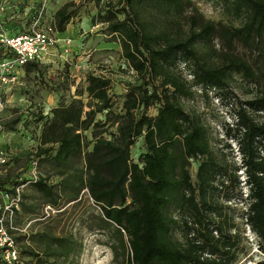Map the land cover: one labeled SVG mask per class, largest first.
<instances>
[{"label": "trees", "instance_id": "obj_1", "mask_svg": "<svg viewBox=\"0 0 264 264\" xmlns=\"http://www.w3.org/2000/svg\"><path fill=\"white\" fill-rule=\"evenodd\" d=\"M93 2L97 8L92 21L101 22L102 31L117 41L120 55L134 70L136 79L126 83L118 110L113 108L109 77L91 71L85 73L83 86H74L79 97L50 107L49 115L36 133L34 155L57 180L47 182L46 174L30 182L43 202L41 207L49 203L58 209L63 203L79 200L84 193L99 210L94 215L93 227L89 228H111L115 237L112 246L122 254L123 264H233L238 234L229 231L234 226L232 221L226 217L205 219L199 206L217 214L220 206L204 197L199 203L194 200L195 189L202 196L207 189H218L220 185L214 183L216 176L225 173L227 167L213 158L208 127L186 112L179 98L191 97L192 86H199L200 93L205 95L208 88H226L229 76L236 73L246 81L259 84L258 92L241 104L264 114L262 54L259 63L253 65L236 56L218 65H208L199 60L197 48L198 44L211 42L218 27L226 40L236 38L243 44L254 45L259 40L264 44V0H231L232 11L240 17L237 25L214 23L195 11L189 15L187 33L169 38L162 29H153L145 14L155 9L178 16L183 7L181 0H106L101 5L98 0ZM183 2L190 4V0ZM78 7L79 2L66 0L54 10L53 24L57 31L64 29ZM179 64L188 67L189 78L181 75ZM39 66L28 61L22 69L26 73L37 72ZM83 92L85 100L80 97ZM151 105H155V112L148 114ZM98 112L103 113L102 119L95 118ZM224 133L237 143L239 161L233 172L240 169L246 185L241 217L261 249L264 247V151L255 160L253 154L258 151L253 141L257 139L260 146L264 143V126L235 118L225 124ZM139 135L144 150L132 160L129 146ZM190 158H199L195 184L188 170ZM3 182L7 181L1 179L0 184ZM234 182H239L237 173ZM184 205L197 213L195 227L184 219L185 232L182 240L177 241L171 234L177 221L170 211ZM21 208L36 213L30 203H21ZM53 226L36 229L27 237L32 243L19 249L24 264H53L54 260L63 261L80 250L78 238L70 231L56 233L51 229ZM23 237L15 236V239ZM256 263L264 264V259Z\"/></svg>", "mask_w": 264, "mask_h": 264}, {"label": "rangeland", "instance_id": "obj_2", "mask_svg": "<svg viewBox=\"0 0 264 264\" xmlns=\"http://www.w3.org/2000/svg\"><path fill=\"white\" fill-rule=\"evenodd\" d=\"M73 1L79 2L78 10L81 18L72 19V22L79 21L82 24L77 27V31L66 34L70 38L68 50L63 51L61 46L56 44L53 52L46 59V63L40 64L37 72L33 70L27 73L20 72L22 74L19 76V82L4 93L5 106L1 118L0 149L6 152V160L0 164V180L5 179L7 182L0 184V189H8L14 185L15 181L24 180L29 162L35 153L36 133L40 123L49 115L51 106L66 102L71 97H79L74 92V86L76 84L84 85L86 72L91 71L109 77V93L112 97L114 110H118L120 107L126 83L136 79L135 73L126 72L127 65L120 55L117 41L102 31V23L92 21L97 8L93 0ZM105 1L98 0L99 5ZM181 1L183 7L178 16L158 12L155 9H151L148 14H145L146 19L151 21L153 29L157 31L162 29L166 32L165 37L167 38L173 35L184 36L188 31L189 15L194 14L195 11L201 13L204 19L214 23L225 26L239 23L240 17L232 11L231 0H190L189 5L185 4L183 0ZM59 2L60 0H46L45 10L51 11ZM29 3L27 0H0V27L8 32L19 31L18 25L21 26L27 21ZM209 5L213 10H219L218 14L213 15L212 18L205 16ZM43 21L48 20L44 19ZM220 32L222 30L218 27L211 42L206 45L198 44L199 60L208 65H218L224 59L236 56L246 59L253 65L259 63L261 54L264 57V44L261 41L258 40L257 45L243 44L236 38L226 40ZM103 42H106L105 50L98 48ZM259 45H261L260 49ZM52 53L54 54L52 55ZM178 68L182 76L189 78L186 70L188 67L179 64ZM192 88L194 89L192 96L180 97L179 101L186 112L197 117L208 127L213 158L227 167L225 173L216 176L214 183L220 187L207 189L203 192V196L195 189L194 200L199 203L200 198L204 197L207 201H215L212 204L216 207L220 206L219 214L204 211L202 206H199L200 211L204 212L205 219L214 218L216 220L226 217L228 221H232L234 226H231L229 231H237L238 234V241L234 247L236 255L233 264H258L256 263L258 260L264 259V247L260 249L257 246L254 233L241 217V212L245 208L243 197H245L246 185L243 183L241 170L237 168L233 172L234 165L239 161V153L234 139L225 136L224 127L226 123L235 118L251 125L264 126V114L252 111L241 104L243 100L253 97L258 92L259 84H253L242 79L239 74L232 73L228 78L226 88H208L206 95L200 93L199 86H192ZM22 95L27 97L29 102L23 101ZM80 97L85 100V93H81ZM154 112L155 105L147 108L148 114ZM95 118L102 119L103 113H96ZM8 125H11L12 128H9ZM243 128L246 126L243 125ZM243 128L240 126L241 130ZM85 134L87 138L90 137L89 130H86ZM256 140L253 141V147L256 149L255 151H258V154L253 155L254 159L258 160L264 151V143L260 146ZM143 150L142 135H139L129 146L131 159L136 160ZM198 161L199 158H190L188 166L193 184H195V170ZM37 167L41 176L48 174L45 176L47 182L51 183L57 180L56 175L47 173L45 163L39 158H37ZM234 173H237V179H239L237 184L234 182ZM20 187L19 202L14 215V223L17 226L24 225L29 219L39 217L43 203L31 188L30 183H24ZM239 191H241V195H239ZM2 200L0 193V206ZM21 203L32 204L36 213H30L21 208ZM98 211V207L83 193L79 200L63 203L49 216L32 220L27 227V234H16V236H24L19 240L16 238L17 246L20 249L24 245L32 243L27 237H30L34 230L46 225H54L51 229L56 233L70 231L80 240L81 248L63 261L62 259L54 260L53 264H123L122 254L112 246L115 244V237L111 228H89L93 227V218ZM170 212L177 221V226L171 230L172 237L181 241L185 232L182 227L183 220L187 219L192 224L197 213L185 205L179 210ZM192 225L195 227V223ZM202 254L208 255L207 253ZM50 260L51 258H49Z\"/></svg>", "mask_w": 264, "mask_h": 264}, {"label": "built area", "instance_id": "obj_3", "mask_svg": "<svg viewBox=\"0 0 264 264\" xmlns=\"http://www.w3.org/2000/svg\"><path fill=\"white\" fill-rule=\"evenodd\" d=\"M27 1L30 2L27 7L29 10L27 21L21 25L19 31L8 32L0 27V130L2 129V111L5 106L4 93L19 82L23 65L28 61L46 63L56 44L61 46L63 51H67L70 43L68 36L58 35L59 32L55 29L53 20L45 17L46 0ZM44 19L48 21L44 22ZM126 72L134 73V70L127 66ZM187 75L189 76L188 73ZM21 99L29 102L23 95ZM5 160L6 152L0 149V164ZM41 175L37 167V157L33 155L24 180L8 187L12 189L10 191L5 188L0 189L3 198L0 206V264H24V257L19 253L15 236L19 233L27 234V227L34 218L27 220L22 226H17L14 223V209L18 206L20 186L35 181ZM55 210L57 209L53 205L44 203L40 216L36 218L46 217Z\"/></svg>", "mask_w": 264, "mask_h": 264}, {"label": "crops", "instance_id": "obj_4", "mask_svg": "<svg viewBox=\"0 0 264 264\" xmlns=\"http://www.w3.org/2000/svg\"><path fill=\"white\" fill-rule=\"evenodd\" d=\"M65 1H66V0H60V2H59L56 6H54V8H52L51 11H46V10H45V15H46L45 17L53 20V12H54V10H55L58 6H60L63 2H65ZM46 13H47V14H46ZM78 18H81V14L79 13V10H77L76 13H75L73 16H71V17L69 18V20H68L67 23L65 24L64 29L61 30V31H58V32H59L58 35L66 36V34H67L68 32L73 33L75 30L77 31V27H78L79 25H81L82 23H80L79 21H77V22H72V19L77 20ZM100 23H101V22H100ZM75 28H76V29H75ZM98 48H101V49L105 50V49L107 48V47H106V42L101 43V44L98 46Z\"/></svg>", "mask_w": 264, "mask_h": 264}, {"label": "clouds", "instance_id": "obj_5", "mask_svg": "<svg viewBox=\"0 0 264 264\" xmlns=\"http://www.w3.org/2000/svg\"><path fill=\"white\" fill-rule=\"evenodd\" d=\"M218 12H219L218 9L213 10V8L211 7V5H209L207 11L205 12V16H206L207 18H212V16H213V15H217Z\"/></svg>", "mask_w": 264, "mask_h": 264}]
</instances>
